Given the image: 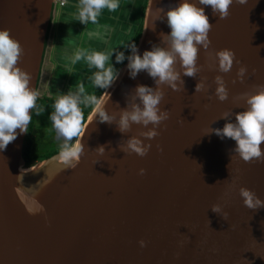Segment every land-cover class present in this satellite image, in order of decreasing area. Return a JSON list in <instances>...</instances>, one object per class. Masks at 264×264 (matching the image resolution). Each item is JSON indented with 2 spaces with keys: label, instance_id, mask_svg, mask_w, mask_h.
<instances>
[{
  "label": "water",
  "instance_id": "obj_1",
  "mask_svg": "<svg viewBox=\"0 0 264 264\" xmlns=\"http://www.w3.org/2000/svg\"><path fill=\"white\" fill-rule=\"evenodd\" d=\"M55 2L0 0V29L22 46L18 65L36 90ZM178 2L148 1L139 53L152 44L166 46L160 34L170 29L159 8ZM256 2H234L223 19L210 6L197 5L211 24L209 48L198 51L200 70L182 76L183 87L161 86L159 106L168 119L146 141L151 147L145 156L124 153L118 145L146 129L133 124L121 134L114 122H99L94 111L83 125V154L74 168L54 155L24 172L31 169L23 159L27 132L0 151V264H264V207L248 209L238 194L243 186L264 200V162L240 159L231 152L230 138L204 135L223 126L221 115L234 119L244 94L264 85V75L256 77L264 71V0ZM224 48L234 52V62L228 73H219L214 53ZM126 63L100 99L117 118L136 85L155 87L143 71L130 79ZM240 66L246 73L237 80ZM216 75L228 91L223 102L214 94ZM200 80L206 91L195 92ZM212 204L221 205L227 220L211 211Z\"/></svg>",
  "mask_w": 264,
  "mask_h": 264
},
{
  "label": "clouds",
  "instance_id": "obj_2",
  "mask_svg": "<svg viewBox=\"0 0 264 264\" xmlns=\"http://www.w3.org/2000/svg\"><path fill=\"white\" fill-rule=\"evenodd\" d=\"M234 2L243 5L246 0H179L174 7H169L166 11L159 8L160 12L164 13L160 19L166 18V24L170 29L167 34H160L162 44L166 46L152 44L150 50H144L142 53L138 52L133 39L126 44L121 41V48L127 49L128 55H125V51L112 47L100 50L76 48L67 58L69 65L82 60L88 69H95L87 77L95 88L107 90L118 78L119 69L114 67L111 60L113 54L116 64L127 61L125 67L130 79H135L137 74L143 71L152 78L155 87L136 85L126 101V106L119 110L118 118L105 110L95 94L86 92L83 83H78L74 90L57 95L48 117L56 139L60 141L54 159L68 168L76 166L83 154L81 139L84 136L82 126L84 114L81 106L89 105L93 106L99 122L108 124L114 122L116 130L121 134L128 132L133 124L146 129L138 136L128 137L122 148L118 145L124 153L145 156L151 147L146 141L157 136L159 134L157 126L168 119L167 109H161L159 106L164 95L161 86L166 85L173 91L183 87L182 76L194 77L200 70L201 66L197 64L198 51L200 49L207 51L209 48L208 33L211 24L204 7L197 5L210 6L212 14L223 19L228 15L229 6ZM119 4L120 0H77L75 17L81 24H96L103 9L112 12ZM96 35L103 37V32L98 29ZM22 54L23 48L19 41L10 36L8 29H0V151H3L18 134L27 132V126L32 118L29 110L36 109L37 113L42 111L36 106L39 93L30 87V73L18 65ZM234 55L228 48L216 51L214 53L216 70L219 73H228L232 68ZM69 65L66 67L71 71ZM245 73L246 68L240 66L236 72V79L242 80ZM213 81L216 85L214 89L216 99L223 102L228 97L225 81L221 75L214 76ZM202 90L206 91V88L203 80H200L195 84L194 91ZM233 116L234 119H230L227 114L221 115L219 119L225 120L223 126L209 127L204 135L215 134L220 139L230 138L235 142L231 152L240 159L245 162L250 160L264 162V149L260 147L264 142V85H258L252 94H244L243 110L233 113ZM74 137L79 139L73 143ZM96 150L102 155L104 146H97ZM143 171L140 169L139 174H143ZM238 194L246 208L264 207V200L253 191L241 186ZM210 207L212 212L227 220L228 213L222 210L220 204H212ZM139 244L141 247L144 246L143 241H139Z\"/></svg>",
  "mask_w": 264,
  "mask_h": 264
},
{
  "label": "crops",
  "instance_id": "obj_3",
  "mask_svg": "<svg viewBox=\"0 0 264 264\" xmlns=\"http://www.w3.org/2000/svg\"><path fill=\"white\" fill-rule=\"evenodd\" d=\"M146 1L120 0L115 11L103 9L96 24H81L75 17L77 0H56L40 71V78L43 72L50 74L48 90L51 89V93L57 96L65 93L66 88L74 90L78 83H83L86 92L94 94L96 88L90 84L87 77L95 69H88L82 60L69 65L67 58L76 48L100 50L112 47L125 51L126 55L128 50L121 48V41L125 44L131 39L134 41L142 24ZM98 29L103 32V37H97ZM50 37L52 43H49ZM111 60L114 67L120 70L123 62L116 64L114 54ZM66 65L70 66L71 71Z\"/></svg>",
  "mask_w": 264,
  "mask_h": 264
},
{
  "label": "trees",
  "instance_id": "obj_4",
  "mask_svg": "<svg viewBox=\"0 0 264 264\" xmlns=\"http://www.w3.org/2000/svg\"><path fill=\"white\" fill-rule=\"evenodd\" d=\"M48 29V33H49ZM142 30L138 29L134 42L137 45L139 38L141 37ZM48 38V34H47ZM46 38V41H47ZM46 45V44H45ZM128 55V52L127 54ZM126 63V60L121 64V67ZM105 89H96L95 95L98 99L102 96ZM51 100L49 98L43 97L38 98L36 100L37 108L42 109L39 113H37L36 109H32L31 111V120L28 124L27 134L24 140L23 145V159L25 162V167L30 168L37 163H41L58 153V145L60 141L56 139L55 131L52 129V126H45L44 119L47 120L49 117L46 111H50L47 109L45 111V101ZM44 102V103H43ZM84 114V119L82 122V126L87 121L88 116L93 111V106L89 105L88 107L81 106ZM45 111V112H44ZM44 112V113H43ZM51 112V111H50ZM44 114L45 116H42ZM43 120L42 124L41 121ZM78 137L73 138V143L76 142Z\"/></svg>",
  "mask_w": 264,
  "mask_h": 264
},
{
  "label": "rangeland",
  "instance_id": "obj_5",
  "mask_svg": "<svg viewBox=\"0 0 264 264\" xmlns=\"http://www.w3.org/2000/svg\"><path fill=\"white\" fill-rule=\"evenodd\" d=\"M148 1L149 0H147L146 1V7L144 8V13H143V18H142V24H141V26L139 27V29H141L142 31H143V26H144V18H145V12H146V8H147V4H148ZM54 7V6H53ZM50 26V25H49ZM142 33V32H141ZM52 43V40H51V37H50V40H49V43ZM51 45V44H50ZM50 45H49V48H48V53H49V51H50ZM47 53V54H48ZM46 68V67H45ZM50 76V74H48L47 72H43L42 73V78H40V76H39V81H38V86H37V91H38V93H39V95H38V98H43V97H46V98H49V99H51V100H46L45 101V103H44V105H45V111H46V107H47V109H50V111H52V104H53V102H54V100H55V98H56V96H54L52 93H51V89L50 90H48V84L47 83H49V81H48V78H49V76ZM97 89V88H96ZM69 90H73V89H69V88H66V92L67 91H69ZM90 90V89H89ZM95 92H96V90H95ZM95 94V93H94ZM102 96H103V94H102ZM101 96V97H102ZM101 97H100V99H101ZM99 99V100H100ZM44 111V112H45ZM50 111L48 110V111H46L47 113H48V115H49V113H50ZM94 111V110H93ZM92 111V112H93ZM43 112V113H44ZM92 112H91V114H92ZM91 114L88 116V118H87V120L89 119V117L91 116ZM42 116H45L44 114H42ZM42 122H43V120L41 121V124H42ZM44 124H45V126H49V125H51V121L49 120V118H47V120H45L44 119ZM40 163H37V164H35V165H33L32 167H35V166H37V165H39ZM25 168H27V167H25ZM31 168V167H30ZM24 169V168H23Z\"/></svg>",
  "mask_w": 264,
  "mask_h": 264
},
{
  "label": "bare ground",
  "instance_id": "obj_6",
  "mask_svg": "<svg viewBox=\"0 0 264 264\" xmlns=\"http://www.w3.org/2000/svg\"><path fill=\"white\" fill-rule=\"evenodd\" d=\"M256 1H258V0H255V3H258V2H256ZM254 3V4H255ZM52 16V15H51ZM256 34V33H255ZM253 38V34H250V35H248L247 37H246V42L248 43V44H251V43H253L252 41H251V39ZM256 41H257V43H259V44H261V39L259 38V39H256ZM262 75H264V71H261L260 72V74H257V76L256 77H259V76H262ZM34 168V167H33ZM32 170V167H31V169H27V170H23L24 172H29V171H31Z\"/></svg>",
  "mask_w": 264,
  "mask_h": 264
}]
</instances>
